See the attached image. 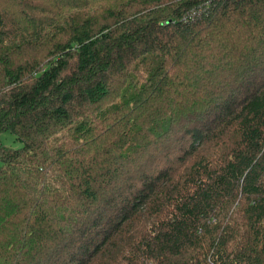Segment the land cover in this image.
Masks as SVG:
<instances>
[{
    "label": "trees",
    "instance_id": "1",
    "mask_svg": "<svg viewBox=\"0 0 264 264\" xmlns=\"http://www.w3.org/2000/svg\"><path fill=\"white\" fill-rule=\"evenodd\" d=\"M0 264H264V0H0Z\"/></svg>",
    "mask_w": 264,
    "mask_h": 264
},
{
    "label": "rangeland",
    "instance_id": "2",
    "mask_svg": "<svg viewBox=\"0 0 264 264\" xmlns=\"http://www.w3.org/2000/svg\"><path fill=\"white\" fill-rule=\"evenodd\" d=\"M3 142L6 146L11 148H19L21 145L15 141V137L10 133H6L3 136Z\"/></svg>",
    "mask_w": 264,
    "mask_h": 264
}]
</instances>
